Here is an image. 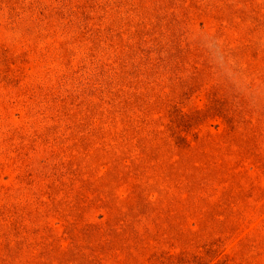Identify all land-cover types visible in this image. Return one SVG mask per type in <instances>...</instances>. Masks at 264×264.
Wrapping results in <instances>:
<instances>
[{"label":"rangeland","instance_id":"obj_1","mask_svg":"<svg viewBox=\"0 0 264 264\" xmlns=\"http://www.w3.org/2000/svg\"><path fill=\"white\" fill-rule=\"evenodd\" d=\"M0 264H264V0H0Z\"/></svg>","mask_w":264,"mask_h":264}]
</instances>
